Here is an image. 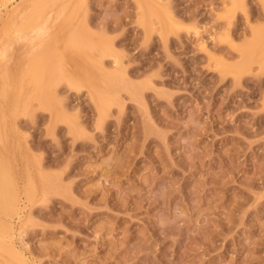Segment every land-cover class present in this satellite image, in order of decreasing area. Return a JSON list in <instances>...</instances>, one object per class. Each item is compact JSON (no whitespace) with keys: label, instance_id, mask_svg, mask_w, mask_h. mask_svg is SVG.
<instances>
[{"label":"rangeland","instance_id":"374dc122","mask_svg":"<svg viewBox=\"0 0 264 264\" xmlns=\"http://www.w3.org/2000/svg\"><path fill=\"white\" fill-rule=\"evenodd\" d=\"M4 1L0 179L22 194L10 222L23 263L264 264V66L248 47L262 1H55L32 45L108 90L103 109L85 82L47 78L52 55L29 72L32 45L14 33L29 0Z\"/></svg>","mask_w":264,"mask_h":264},{"label":"bare ground","instance_id":"6f19581e","mask_svg":"<svg viewBox=\"0 0 264 264\" xmlns=\"http://www.w3.org/2000/svg\"><path fill=\"white\" fill-rule=\"evenodd\" d=\"M10 0H5L4 2L5 3H7V2H9ZM55 1H57V0H29L28 2H27V5L25 6V7H23L22 9H20V10H18L17 11V14H20L19 15V18H20V22L19 23H17L16 24V26H15V31H14V33L17 35V38L20 40V41H29V44L31 43V45H32V43H33V41H34V39H36L38 36H41L42 34H44V33H46L47 32V28H48V26H49V24L51 25L52 24V22H51V18H52V14H51V12H50V10L49 9H51L53 6H54V3H55ZM80 1V0H79ZM231 1V0H230ZM238 0H234V2H235V4H236V2H237ZM262 2L261 3H263L264 4V0H261ZM65 2V1H64ZM69 2V1H68ZM67 1H66V3H68ZM233 2V1H232ZM231 2V3H232ZM233 2V3H234ZM242 2H243V0H242ZM259 2H260V0H259ZM57 3V2H56ZM139 3V2H138ZM156 3V2H155ZM12 4V3H11ZM64 4V3H63ZM140 4V3H139ZM14 5V4H13ZM12 5V6H13ZM65 5V4H64ZM145 5V4H144ZM159 5V4H158ZM234 5V4H233ZM232 4H231V7L233 6ZM148 5H145V7H147ZM234 6H236V5H234ZM264 6V5H263ZM63 5L61 6V8H60V11L58 12V16L57 17H59V16H61V14H62V10H63ZM67 7V6H66ZM71 7V6H70ZM140 7V6H139ZM230 7V6H229ZM230 7V8H231ZM141 8V7H140ZM235 8V7H234ZM72 9L74 10V8L72 7ZM72 9L70 10V12H72ZM232 9V8H231ZM69 10V9H68ZM143 10V9H142ZM147 10V9H146ZM264 10V9H263ZM67 11V10H66ZM151 10H147V12H150ZM230 11V10H229ZM74 12V11H73ZM165 12V14L167 13V14H170V13H168V12H166V11H164ZM141 13H142V11H141ZM144 13V12H143ZM142 13V14H143ZM74 14V13H73ZM73 14H71V15H73ZM152 14H153V12H152ZM151 14V15H152ZM142 16V15H141ZM148 16H150V14H148ZM71 17V16H70ZM156 17V16H155ZM172 17V16H171ZM60 18V17H59ZM63 18V17H62ZM57 20H59V19H57ZM56 20V21H57ZM61 20V19H60ZM170 20V19H169ZM174 20V18L172 19V21ZM53 21V20H52ZM55 21V22H56ZM51 22V23H50ZM178 23V22H177ZM164 25V24H163ZM174 25V24H173ZM169 26V25H168ZM165 28V27H164ZM28 31H30L31 33H32V35H29V33H28ZM60 31V30H59ZM172 31V30H171ZM264 31V30H263ZM262 30L261 31H259V29H258V31L257 32H263ZM257 32H255L256 33V35L258 36V34H259V36L260 37H262L263 35H262V33H261V35H260V33H257ZM13 33V34H14ZM254 33V34H255ZM12 34V33H11ZM8 35H9V33H8ZM48 35H50V34H48ZM11 36V35H10ZM14 36V35H13ZM252 36V35H251ZM257 36H255L254 38H257L256 40H255V43H254V45L252 46V45H249L248 47H252V51L253 50H256V52H257V54H255L256 56H254L256 59H257V61H259V62H261V64H262V66H264V38L262 37V38H258ZM33 37V38H32ZM43 37V36H42ZM253 37V36H252ZM45 38H46V36H45ZM44 38V39H45ZM48 38V37H47ZM46 38V39H47ZM252 39V38H251ZM67 40V39H66ZM250 40V39H249ZM254 40V39H253ZM70 41H72V40H70ZM40 42V45H37V43L36 44H34V45H32V46H30V48H28V52H27V55L29 56L28 58H30V57H32V58H30L29 59V62H28V70H29V72L33 69V66L35 67L37 64H39V65H41V66H45L46 67V65H47V58H48V55L50 54V55H52V58L54 57L55 59H54V67H51L52 68V71H51V69H49V72H50V74H49V77H47V78H50V76H51V74H56L57 75V73H58V78H60V77H66L65 79L67 80V78H68V80L70 79L73 83H78V84H80L81 82V84H83V82H85L86 80L84 79H82L81 77H80V75L79 76H75V75H73V73H69V72H66L65 71V68H64V62H63V58H66L67 56H64L63 55V52H62V50L61 49H59L58 47H55V46H52L53 48L52 49H50L49 51H45V53L43 52H41V53H37L36 52V50L37 49H39L41 46H42V42L41 41H39ZM56 42V41H55ZM66 42V41H65ZM253 42V41H252ZM72 43V42H71ZM94 43V42H93ZM51 44V43H50ZM57 44V43H56ZM60 44H61V42H60ZM69 44V43H68ZM62 45H63V42H62ZM72 45V44H71ZM89 45L91 46V43H89ZM88 45V46H89ZM59 46V45H58ZM47 47V46H46ZM62 47V46H61ZM98 47V46H97ZM248 47H244V49H247ZM88 48V47H87ZM94 49H95V47H93ZM237 48V47H236ZM238 48H239V46H238ZM249 48V49H250ZM98 49V48H97ZM100 49V48H99ZM240 49V48H239ZM239 49H237L238 51H239ZM244 49H241V50H244ZM88 50V49H87ZM90 50V49H89ZM92 50V49H91ZM41 51H42V48H41ZM251 50H249L248 51V53L249 52H252ZM75 52V51H74ZM82 52V51H81ZM243 52V51H242ZM241 52V53H242ZM245 52H247L246 50H245ZM240 53V54H241ZM67 54V53H66ZM85 54V53H84ZM75 56V55H74ZM83 56V55H82ZM93 56H94V54H93ZM76 57V56H75ZM78 57V56H77ZM76 57V58H77ZM88 57V56H87ZM68 58V57H67ZM67 58H66V60H67ZM247 58V57H246ZM245 58V59H246ZM69 59V58H68ZM81 59V58H80ZM84 59H87V58H84ZM89 59V58H88ZM96 59V58H95ZM71 60V59H70ZM69 60V61H70ZM77 60V59H76ZM96 60H98V59H96ZM46 61V62H45ZM51 62V59L50 60H48V62ZM80 61H82V60H80ZM88 61V60H87ZM117 61V60H116ZM71 62V61H70ZM75 62V61H74ZM83 62V61H82ZM102 62V61H101ZM244 62V61H243ZM22 63V62H21ZM66 63V62H65ZM69 63V62H68ZM67 63V64H68ZM100 63V62H99ZM49 64V63H48ZM89 64V63H88ZM101 64H103V62L101 63ZM73 65V64H72ZM71 66V65H70ZM100 66V65H99ZM258 66H260L259 64H258ZM262 66H260V67H262ZM260 67H259V69H260ZM68 68V67H67ZM105 68V67H104ZM47 68H46V70H48ZM70 69V68H69ZM38 70V69H37ZM67 71H68V69H66ZM76 70H78V69H76ZM89 72H90V70L89 69H87ZM42 71V70H41ZM93 71H95V69L93 70ZM92 71V72H93ZM3 72V71H2ZM28 72V73H29ZM97 72V71H96ZM100 72L102 73L101 75L103 76L104 75V77H105V80L107 81V82H112V81H114V79H115V77H116V73H115V71H108V70H104L102 67L100 68ZM99 72V73H100ZM225 72V71H224ZM229 72V71H228ZM227 72V73H228ZM231 72V71H230ZM261 72V71H260ZM263 72H264V70H263ZM234 73V72H233ZM1 74V73H0ZM33 74V73H32ZM44 74V73H43ZM82 74V73H81ZM236 74V73H235ZM234 74V75H235ZM22 75V74H21ZM46 75H48V74H45V76ZM41 76V75H40ZM43 76V75H42ZM42 76H41V78H42ZM53 76L54 75H52V77L50 78V79H53ZM69 76V77H68ZM83 76H84V74H83ZM24 77V76H23ZM55 77V76H54ZM103 77V78H104ZM46 78V79H47ZM57 78V77H56ZM56 78H54L53 80L55 81V80H58V78L56 79ZM93 78V77H92ZM21 79H22V76H21ZM39 79V78H38ZM44 79V78H43ZM49 79V80H50ZM61 79V78H60ZM60 79H59V81H60ZM63 79V78H62ZM97 79H98V77H97ZM97 79H95V80H97ZM52 80V83L54 82ZM67 80V81H68ZM103 80V79H102ZM21 81V80H20ZM25 81V80H24ZM26 81H27V79H26ZM26 81H25V84H26ZM44 81H46V80H43L42 82L43 83H45ZM64 82H65V80H63ZM70 81V82H71ZM89 83H90V80H87ZM93 81L94 80H92V83H93ZM32 82V81H31ZM40 82V81H39ZM47 82H49V81H47ZM57 82V81H56ZM69 82V84H71ZM106 82V83H107ZM42 83V84H43ZM55 83V82H54ZM86 83V82H85ZM95 83H97V82H95ZM100 84H101V82H99ZM103 83H104V80H103ZM10 84V83H9ZM41 84V83H40ZM39 84V85H40ZM41 84V85H42ZM80 84V85H81ZM87 84L88 83H86V84H84L85 86H87ZM99 84V85H100ZM23 85H24V83H23ZM38 85V86H39ZM72 85V84H71ZM104 85V84H103ZM26 86H27V84H26ZM43 86H44V84H43ZM47 86H48V84H47ZM77 85H75V86H73V87H76ZM88 86H89V89H90V91H91V95H92V97L93 98H95L96 99V101H97V103H98V105H99V109H103L104 107H106V106H108V105H110L109 103H110V98H109V96L107 95V92L106 91H108V90H102L101 88H103V86L102 85H100V86H102L101 88L100 87H98V85H96L98 88H100V89H95V87L92 85V84H88ZM87 86V87H88ZM107 86V85H106ZM105 86V87H106ZM41 87V86H40ZM39 87V88H40ZM77 87H79V86H77ZM20 88V87H19ZM23 88V87H22ZM29 88V87H28ZM33 88V87H32ZM42 88V87H41ZM85 88V87H84ZM107 88H109V87H107ZM86 89V88H85ZM110 89H111V87H110ZM20 91H22L21 90V88L19 89ZM25 90V89H24ZM29 90H30V88H29ZM41 90V89H40ZM45 90V89H44ZM26 91H27V89H26ZM32 92V91H31ZM30 92V94H32ZM43 92V91H42ZM45 92V91H44ZM109 92V91H108ZM19 93V92H18ZM51 93H52V91H51ZM89 93V92H88ZM1 94V93H0ZM20 94V93H19ZM29 95V94H28ZM42 95H44V93L42 94ZM113 95V94H112ZM55 96V95H54ZM31 97V96H30ZM40 97H42V96H40ZM43 97H45V96H43ZM91 97V98H92ZM113 97V96H112ZM117 97V96H116ZM115 97V98H116ZM46 98V97H45ZM114 98V99H115ZM19 99H20V96H19ZM31 99H33V96L31 97ZM30 99V100H31ZM42 99H44V98H42ZM42 99H41V101H42ZM54 99H55V97H54ZM17 100H18V97H17ZM29 100V99H28ZM29 100V101H30ZM38 100H40V98H38ZM38 100H36V101H38ZM93 100V99H92ZM116 100H119V99H117L116 98ZM20 101V100H19ZM18 101V102H19ZM33 101H35V100H33ZM56 101V100H55ZM6 102V101H5ZM39 102V101H38ZM43 102H45V104L46 103H49L48 102V100H47V98L46 99H44V101H42V103ZM116 102V101H115ZM30 103H32V102H30ZM39 103H41V102H39ZM42 103L41 104H39L40 105V107L42 108L43 106H44V108H46V106L47 105H43L42 106ZM50 104V103H49ZM118 104V103H117ZM119 105V104H118ZM52 105H50V107H51ZM5 107H6V105H5ZM96 108H97V106H96ZM29 109V108H28ZM27 109V110H28ZM48 108H46V110H47ZM107 109V108H106ZM27 110H25V112L27 111ZM48 111L50 112V110L48 109ZM105 111V112H104ZM101 110V112H104V113H106L107 111L106 110ZM24 112V113H25ZM98 112H99V110H98ZM28 113H29V110H28ZM56 113V112H55ZM100 113V112H99ZM103 113V114H104ZM25 114H27V112L25 113ZM30 114V113H29ZM51 114V113H50ZM58 114H59V112H58ZM55 115H57V114H55ZM19 116V115H18ZM51 116V115H50ZM53 116V115H52ZM99 116H100V114H99ZM105 116V115H104ZM103 116V117H104ZM60 117V116H59ZM56 117H54L53 119H55ZM51 119H52V117H51ZM58 120V119H57ZM73 127V126H72ZM78 132V131H77ZM72 133H73V131H72ZM76 133V132H75ZM78 134V133H77ZM76 134V135H77ZM1 163V162H0ZM8 167V166H7ZM4 169H6L5 168V166H4ZM3 169V170H4ZM3 178V177H2ZM5 179V181H4V183L1 181V179H0V250L1 251H3L2 253H6L7 254V256H9L10 258L12 257V258H14V259H16V261H18L20 264L21 263H23L24 262V260H23V256L21 255L23 252L21 251V254L15 249V247L13 246V241L15 240L14 239V233H13V231L15 230H13V226H12V223L10 222V220L13 218V216H17L18 217V219H20V212H21V208H20V204L19 203H21L20 202V194H21V191L19 190V188L17 187V184H16V182H15V180H14V178L7 172L6 173V177L4 178ZM46 182V181H45ZM50 183V182H49ZM46 184V183H45ZM54 184V183H53ZM41 185V184H40ZM22 186V185H21ZM26 186V185H25ZM41 186H43V185H41ZM22 188V187H21ZM20 188V189H21ZM34 191H35V184H34V181L32 180V178L31 179H29L28 180V184H27V187L25 188V196H26V194H28V195H31V194H33L34 193ZM35 194V193H34ZM22 195V194H21ZM38 196V195H37ZM28 197V196H27ZM30 197V196H29ZM31 201L32 199L30 198V199H28V201ZM29 201V202H30ZM33 201V200H32ZM25 203V202H24ZM31 203V202H30ZM22 206H24V205H22ZM27 207V206H26ZM25 207V208H26ZM13 220V219H12ZM15 222V221H14ZM14 228H15V225H14ZM17 231V230H16ZM16 235V234H15ZM21 238V237H20ZM14 239V240H13ZM16 245V244H15ZM1 253V254H2ZM5 254V255H6ZM0 257H1V255H0ZM5 257V256H4ZM4 257L2 258V259H4ZM10 258L8 259V262H9V260H10ZM11 258V259H12ZM26 258V257H25ZM24 258V259H25ZM4 260H6V258L4 259ZM11 261H13V259L12 260H10V262L9 263H12ZM15 261V262H16ZM6 262V261H5ZM15 262H13V264H15ZM26 262V261H25ZM17 263V262H16ZM1 264V263H0ZM4 264V263H3ZM7 264V263H6ZM18 264V263H17ZM23 264H25V263H23ZM27 264V263H26ZM29 264V263H28Z\"/></svg>","mask_w":264,"mask_h":264}]
</instances>
